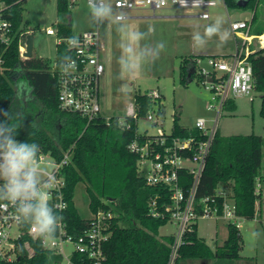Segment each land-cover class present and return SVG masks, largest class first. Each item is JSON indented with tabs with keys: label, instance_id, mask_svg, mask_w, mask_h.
<instances>
[{
	"label": "built area",
	"instance_id": "built-area-1",
	"mask_svg": "<svg viewBox=\"0 0 264 264\" xmlns=\"http://www.w3.org/2000/svg\"><path fill=\"white\" fill-rule=\"evenodd\" d=\"M219 1L225 6V0H107L115 14L122 13L126 20L133 12L151 11L154 15L164 10L178 9L198 12L197 17L209 22L211 10L218 7ZM89 6V0H86ZM70 9L77 0H69ZM12 5L0 0V74L6 70V57L9 49L18 38L19 59L26 62L33 58L25 57L27 38L35 35L25 22L18 29L11 19ZM254 16L244 20L231 21L230 28L236 44V50L229 55L194 56L193 67L196 76L203 81V88L212 95L208 111L211 118H199L194 126L185 127L187 134L165 132L162 128V114L156 113L157 124L161 130L157 134L140 132L139 116L106 117L101 106V78L105 73L102 53L105 45L100 39L99 31H88L81 36L61 37L56 23L45 29L48 36L56 39V47L65 48V57L61 61H50L49 72L58 80L60 107L63 111L79 115L87 123L102 118L107 125L115 122L124 131L135 130V136L128 145L131 153L137 156V172L149 187L158 189L148 201L147 217L171 224L173 232L163 237H171V253L167 264H177L181 248L186 238L199 221L223 219L228 225L240 231L241 221L235 210V202L230 191L218 188L215 195L199 199V186L205 172L207 159L211 154L219 131L220 120L228 109V104L235 103V98L251 95L255 90L254 67L251 56V35ZM125 20V21H126ZM76 38L77 45L69 43ZM262 37H259L261 39ZM263 46V40L260 41ZM34 53V51H33ZM205 57L209 69L200 68ZM74 61L75 66L71 67ZM151 103L162 100L160 92L152 91L148 96ZM162 105V104H160ZM156 112V111H155ZM149 122L154 116H147ZM73 148L67 150L61 160H56L50 153L38 154L39 166L50 171L54 184L49 190L48 200L54 211L64 215L68 209L64 189L66 181L62 175L69 166ZM261 187L258 184V190ZM221 201L222 203L220 204ZM259 205L257 204V209ZM90 211V210H89ZM121 217L112 208L90 212V218L79 236L73 235L67 222L63 220L60 227L50 238L39 236L30 224L17 218L14 207L8 202L0 201V264H16L20 249L33 253L32 242H40L42 247L53 255L60 257V264H106L105 249L109 244L115 222ZM121 221L118 222V225ZM66 244L74 246L69 257L64 255Z\"/></svg>",
	"mask_w": 264,
	"mask_h": 264
},
{
	"label": "trees",
	"instance_id": "trees-1",
	"mask_svg": "<svg viewBox=\"0 0 264 264\" xmlns=\"http://www.w3.org/2000/svg\"><path fill=\"white\" fill-rule=\"evenodd\" d=\"M1 1L12 5L11 19L16 29L21 27L23 17L19 8L25 0ZM260 2L264 3V0H249L246 7L255 10ZM225 3L228 8L238 7L237 0H225ZM57 9L60 20L55 26L59 35L73 37L69 0H57ZM255 18L256 14L254 21ZM259 35H264V31H260ZM18 48L16 38L6 57V70L0 74V111L12 115L10 123L16 126V138L38 144L40 152L50 153L56 160H61L63 154L73 148L71 162L62 171L68 202L63 217L70 232L79 236L87 224L74 200L75 189L82 184L89 197L91 213L112 208L121 217L115 222L111 240L105 249L106 264H167L173 240L171 237H158L160 228L166 222L147 217L148 201L158 189L149 187L138 175L137 156L128 149L135 130L124 131L115 122L107 125L102 118L88 124L81 116L63 111L58 80L49 72L50 61L33 57L22 62ZM65 56V48L58 47L57 60L61 61ZM193 59L186 58L182 62L186 82L195 77L193 74L188 78ZM251 62L255 90L261 96L260 114L264 118V47L255 50ZM135 101L138 115L145 116L151 100L146 95H136ZM229 109H235L234 102L228 104ZM160 112L164 113L163 108ZM2 119L4 117L0 115ZM179 122L180 117L175 115V133L187 134ZM263 149L262 136L223 137L218 134L207 159L197 197L213 196L218 188L229 189L237 215L244 220H254L260 213L257 204L262 205L263 191L258 190V183L264 180ZM119 221L123 225H118ZM228 231L225 244L212 250L198 236L195 225L180 250L177 264H199L214 258L240 260L243 258L241 232L232 225H228ZM31 244L33 253L20 249L16 264H60V257L44 249L40 242Z\"/></svg>",
	"mask_w": 264,
	"mask_h": 264
},
{
	"label": "rangeland",
	"instance_id": "rangeland-1",
	"mask_svg": "<svg viewBox=\"0 0 264 264\" xmlns=\"http://www.w3.org/2000/svg\"><path fill=\"white\" fill-rule=\"evenodd\" d=\"M72 33L74 36L88 31H99L100 39L105 45L102 61L105 66L104 76L101 78V106L106 117H126L135 115V96H148L152 91L160 92L162 100L150 104L139 118L140 132L157 134L161 126L157 124L156 113L163 108L164 113L159 116L163 120L162 128L171 132L174 126V116L180 117V124L185 127L194 126L199 118H211L213 113L208 111L212 95L204 90L203 81L196 76L186 82L182 71V62L186 58L204 55H229L235 52L236 44L230 28V20H244L256 14L253 20L251 35L252 49L262 46L260 31H264V3L260 2L254 10L251 7L228 8L221 1L218 7L211 10L212 18L209 22L199 19L198 12L178 9L164 10L154 15L151 11L134 12L133 15L147 17L146 19H129L124 21V30L119 31L114 20L106 19L95 23L86 0H77L70 9ZM19 11L30 29H35L34 58L46 59L53 62L57 56L56 39L48 36L45 29L59 21L57 0H25ZM256 11V12H255ZM217 19L223 21V28L230 33L229 39L221 43L214 35L206 38L202 47L194 46L193 35L199 32L204 35L205 28ZM149 26L154 31L148 35ZM135 32H145L144 39L137 40ZM259 37H262L259 39ZM165 43V49L158 58L142 59L139 55L144 46H155L158 42ZM124 56L132 66V70H122L120 59ZM200 68L209 69L205 57L201 60ZM26 90L30 91L26 86ZM162 104V105H160ZM235 109H227L220 120L221 136L259 135L264 138V118L260 114L261 96L258 92L235 98ZM156 111V112H155ZM137 112V110H136ZM152 114L154 121L149 122L147 116ZM262 173L264 174V149ZM263 191L260 213L254 220H242L240 232L243 237V254L254 258L259 264H264V180L258 183ZM229 191V189H225ZM75 205L83 218H90L89 197L82 184L75 189ZM259 210V209H258ZM122 224V222H121ZM123 225V224H122ZM218 226V228H217ZM225 221H218V225L210 220L198 223L199 236L205 238L209 246L214 249L216 240L224 239L227 233ZM171 224L161 227L159 238L171 234ZM219 246V243L216 244ZM74 246L66 244L64 255L69 257ZM212 261V262H211ZM210 264H237V260L214 258ZM206 263L201 261L199 264Z\"/></svg>",
	"mask_w": 264,
	"mask_h": 264
},
{
	"label": "clouds",
	"instance_id": "clouds-1",
	"mask_svg": "<svg viewBox=\"0 0 264 264\" xmlns=\"http://www.w3.org/2000/svg\"><path fill=\"white\" fill-rule=\"evenodd\" d=\"M89 8L95 23L111 19L119 26V31L124 30L126 17L122 13L115 14L107 0H89ZM153 31V27L149 26L147 34L150 35ZM145 34L135 32L134 36L141 40ZM214 35L219 37L221 43L229 39L230 33L223 28L221 19L208 25L203 36L196 32L193 35L194 46L202 47L206 43V38ZM69 43L76 46L78 41L71 38ZM164 49L165 43L161 41L154 47L151 45L142 47L139 55L142 59H155ZM120 63L122 70H132L124 56L121 57ZM74 66L75 63L72 61L71 67ZM0 115L4 117L0 120V201L11 204L17 218L23 223L30 224L39 236L50 238L63 220V216L54 211V206L47 198L55 178L50 171L39 166V145L18 140L16 126L10 123L12 115L3 111H0Z\"/></svg>",
	"mask_w": 264,
	"mask_h": 264
},
{
	"label": "crops",
	"instance_id": "crops-1",
	"mask_svg": "<svg viewBox=\"0 0 264 264\" xmlns=\"http://www.w3.org/2000/svg\"><path fill=\"white\" fill-rule=\"evenodd\" d=\"M139 12V11H138ZM134 13V12H133ZM133 13H131L130 14V19H146L147 17H143V16H140V15H133ZM214 55H216V54H214ZM220 220H223V219H219V220H213V222L215 223V225H218V221H220ZM208 221V220H207ZM210 221H212V220H210ZM224 221V220H223ZM200 222V221H199ZM198 222V223H199ZM198 223H197V233H198ZM225 223H226V226H227V228H226V230H227V233H226V236H225V238L224 239H220V240H216L215 242H214V244H215V246H214V249H212L210 246H209V244H208V242H207V240L205 239V238H203V237H201V236H199V233H198V236L200 237V238H202V239H204L205 240V242L207 243V245L212 249V250H215L216 248H218V247H222L224 244H225V242L227 241V239H228V236H229V231H228V223L225 221ZM217 228H218V226H217ZM242 235V234H241ZM243 238V237H242ZM219 243V246L218 245H216V244H218ZM243 258H241L240 260H237V264H259L258 263V261L256 260V259H254V258H250V257H248L247 255H244L243 254V251H242V255H241ZM247 259H251V260H247ZM212 262V261H211ZM211 262H209V261H207L206 263H203V264H210Z\"/></svg>",
	"mask_w": 264,
	"mask_h": 264
},
{
	"label": "water",
	"instance_id": "water-1",
	"mask_svg": "<svg viewBox=\"0 0 264 264\" xmlns=\"http://www.w3.org/2000/svg\"><path fill=\"white\" fill-rule=\"evenodd\" d=\"M249 3V0H237V5L240 8H245ZM34 43H35V36L34 34H30L27 38V53L25 57L31 58L34 51ZM193 74H195V68L191 69V72L188 74V78H190Z\"/></svg>",
	"mask_w": 264,
	"mask_h": 264
}]
</instances>
